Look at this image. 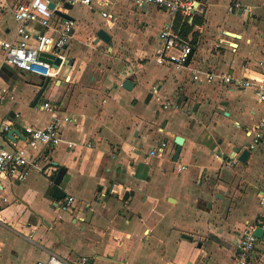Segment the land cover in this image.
<instances>
[{
    "label": "crops",
    "instance_id": "crops-1",
    "mask_svg": "<svg viewBox=\"0 0 264 264\" xmlns=\"http://www.w3.org/2000/svg\"><path fill=\"white\" fill-rule=\"evenodd\" d=\"M29 1L0 0V41L10 39L15 28L13 17L11 27L5 24L7 11L13 15L18 4ZM104 1L77 5L73 14L74 6L59 12L74 23L69 39L73 45L66 50L71 63L43 100L72 116V122L60 130L75 147L61 144L45 149L39 163L43 171L31 170L23 181L0 178L8 200L0 204L2 216L8 224L24 216L17 235L35 247L34 259L39 260L33 264L50 254L71 263L86 256L89 264H232L241 231L248 224L264 222V204L259 203L264 193V140L245 165L237 162V155L230 157L233 147L249 143L248 132L264 116V102L257 101L253 90L223 84L220 79L210 84L194 82L192 73L228 75L233 81L247 74L260 76L264 0H197L203 14L201 24L188 36L195 44L187 42L193 47L187 69L175 72L164 66L162 79L156 82H166V87L158 85L156 98L149 95L144 103L130 94L138 83L136 74L154 62L159 33L173 25L175 17L152 6L135 7L129 0H106L111 3L108 7ZM234 2L249 7L250 14L229 15L228 7ZM101 12L114 15L116 23L108 26ZM56 19L63 18L55 15ZM28 29L41 32L37 24ZM100 29L111 36V46L95 41ZM26 76L32 78L1 65L0 57V88L7 87L15 98L0 104V144L6 147H17L25 139L24 124L42 128L50 118L31 107L39 80L26 81ZM126 80L133 85L131 90L122 88ZM163 92L171 98L159 97ZM153 100L161 109L165 101L179 104L180 109L153 111L148 107ZM6 125L19 135L9 139V131L2 132ZM175 137L183 140L176 162ZM161 141L167 143L164 158H152L146 164V154ZM84 143L90 148L82 147ZM228 160H235V165L229 167ZM174 163L187 169L174 173ZM60 167L66 169L60 188L65 197L75 199L64 218L51 198ZM132 190L134 195L122 200ZM89 210L93 215L85 224ZM69 220L90 228L93 237L88 243L68 241ZM2 250L0 240V264H16L20 253L12 252L13 262L1 255ZM248 264H264V242L256 243Z\"/></svg>",
    "mask_w": 264,
    "mask_h": 264
},
{
    "label": "built area",
    "instance_id": "built-area-1",
    "mask_svg": "<svg viewBox=\"0 0 264 264\" xmlns=\"http://www.w3.org/2000/svg\"><path fill=\"white\" fill-rule=\"evenodd\" d=\"M94 0H30L27 3L18 4L13 11V19L15 28L10 39L0 41V57L1 65L11 68L15 71L30 75L37 80L49 79V84L60 80L65 68L69 66L70 61L66 54L67 43L71 38L73 30V22L65 19H56L54 12L65 11V4L72 6L79 5L89 7ZM135 7L152 6L172 14L181 15L184 20H192L203 14L197 0H129ZM107 7L110 2L104 1ZM53 4V9L49 5ZM251 12L249 7L243 6L238 2L229 5L227 13L232 16L241 14L249 15ZM101 17L107 22L108 26H113L117 19L109 12H101ZM30 24H37L41 32L33 33L28 29ZM219 43L215 47H219ZM193 53L187 41L181 38L172 30L171 26H166L159 33V48L155 53L154 62L159 66H171L177 71L187 69L186 62ZM43 54L52 56V59H44ZM59 60V64H55V60ZM66 81L69 77H64ZM215 79H220L223 84L241 87L243 89H251L254 91L258 102H264V70L260 76L246 75L241 81H233L228 75H217L207 71H195L192 73L194 82L212 83ZM13 93L7 88H0V104L3 102H13ZM163 110L180 109V105L170 101L161 104ZM40 112H46L50 118L48 123L38 128L29 124L22 126L25 139L17 147H6L0 144V178L25 180L31 170L36 169L43 171V167L39 166L43 158L45 149H53L61 144L66 145L68 149H73L75 144L66 141L62 137L61 126L71 123L72 116L60 113L55 106L49 101L41 99L35 106ZM9 131V126L3 127L2 132ZM249 143L244 146L248 151L254 152L259 144L264 140V116L259 118L255 127L248 132ZM82 147L90 148L89 143L82 144ZM167 143L161 141L156 148H152L145 156V163L148 164L149 159L156 158L161 161L166 152ZM235 160H228L227 165L233 167ZM185 165L174 163L173 170L181 172L186 170ZM8 200L3 193V186L0 183V204L6 203ZM75 199L72 196H66L60 201L55 202L58 212H68ZM259 203L264 204V193L260 196ZM259 220L258 223H262ZM0 225L7 226L8 222L3 218L0 211ZM258 225H247L238 236L235 253L232 264H248L251 254L255 250L257 238L254 236V229ZM29 239L32 236H28ZM35 264H89L86 256H80L75 262L71 263L57 254H50L44 261H38Z\"/></svg>",
    "mask_w": 264,
    "mask_h": 264
},
{
    "label": "rangeland",
    "instance_id": "rangeland-1",
    "mask_svg": "<svg viewBox=\"0 0 264 264\" xmlns=\"http://www.w3.org/2000/svg\"><path fill=\"white\" fill-rule=\"evenodd\" d=\"M77 8H78L77 5L74 6V9L71 10V14L75 13ZM12 17H13V15L7 11V13L4 16V19L6 21L5 24L7 26L11 27L13 25ZM95 18L99 19V11L98 10L95 14ZM71 44L73 45V41L68 40L67 47L69 46V49L71 47ZM68 67L69 66H67L66 69ZM144 68H145L144 72H140V73L136 74V78L138 79L137 80L138 83L136 85L135 90L130 92L131 95H133L137 100H140L143 103L146 101V99L148 98L149 95H153L152 96L153 99L156 98V93H157L156 87L158 85H162V89H164V87H166V85H167L166 82L165 83L164 82L163 83L162 82H156L157 79L158 80L162 79L160 71H161V69L164 68V66L156 65L155 62H153V63L145 64ZM171 69H173L175 72H179V71L175 70L173 67ZM24 79L26 81H28V80H34L35 78L34 77L30 78L29 76H26ZM153 91H156V92L154 93ZM162 91L163 90H161V92ZM159 95L160 94H158V96ZM163 96H166V94L164 92H163V95L161 94L159 97L163 98ZM166 97L171 98L170 95H167ZM148 107H150V109L153 111L154 110L155 111H157V110L163 111V109L160 108V104L155 100H153L148 105ZM170 171L172 172V166L170 168ZM174 173H176V171H174ZM14 193H15V196L17 197L16 191H14ZM14 199L15 198H13L12 200H14ZM101 204H102V202L100 203V205ZM97 208L100 212L101 209L99 208V206ZM49 213L54 214L52 211ZM62 213L63 214H60V216L62 215L64 218L67 215V212H65V213L62 212ZM9 214H10V212H8L7 217L9 219H11ZM65 220L66 219H64V221ZM23 222H25L24 216H17L16 218H13V220L11 221L10 224H8L9 227L0 226V240L3 244V250H2L1 255L4 258H6L8 261L15 262V260H12V252H18V253H20V256H19V260L16 262V264H33V262H35L36 260H39L38 258L34 259V255H35L34 248L35 247L30 242L25 241L24 239H22L20 236L17 235V233H19L21 231V229L19 228V224H21ZM69 222H70V220H69ZM71 223L72 222H70L69 224L67 223V226H66L68 229L67 234H69V237H70V239L68 241H70L72 243L79 242L80 244L88 243L87 240L89 239V237L90 236L93 237V234H92V231H90V228L83 229V227H85V224L81 223L80 221H77V224H71Z\"/></svg>",
    "mask_w": 264,
    "mask_h": 264
},
{
    "label": "water",
    "instance_id": "water-1",
    "mask_svg": "<svg viewBox=\"0 0 264 264\" xmlns=\"http://www.w3.org/2000/svg\"><path fill=\"white\" fill-rule=\"evenodd\" d=\"M53 7H54L53 4L49 5L50 9H53ZM64 7L66 10L72 9V5H69V4H65ZM54 14L62 17L65 20L73 21V19L70 16H68L66 13H59V12L55 11ZM95 41L96 42L102 41L103 43L107 44L108 46L112 45L111 36L103 29L98 30V32L96 33V40ZM192 54L189 56L188 61L185 64L186 66L189 64L191 57H192ZM42 57L44 59H52V56H49L46 54H43ZM55 64H59V60L56 59ZM50 86H54V85L49 84L48 78L45 80L39 81V83L37 84V87L39 90H38L37 94L35 95V98L32 101V104H31L32 108H34L40 102V100L43 99V96L45 95V93L47 92V90ZM122 88L125 90H131L133 88V85L128 80H126L123 82ZM149 99H150V96H148V98L146 99V102H148ZM13 134L17 135L18 132L16 130H11V131H9L7 137L9 139H11ZM174 143L176 145V150H175L174 155H173V161L176 162L178 160V157H179V153L181 150V145L183 143V140L180 137H175ZM234 155H237V162L239 164L245 165L247 160L250 158L251 152L248 151L243 146H241V147L236 146V147L232 148V154L230 155V157H233ZM53 165L56 166L57 164L53 163ZM65 173H66V169L63 167H60V168H58V170H57V172L53 178L51 198L55 201L62 200L65 197V193L60 188L61 183L63 181V178L65 176ZM106 194H108V192H106ZM133 195H134L133 190L132 191H126L124 193V196L122 197V200L126 201V200H128L129 197H132ZM207 206L211 207V204L208 203ZM92 215H93V211L89 210L87 215H86V218L83 220V222L85 224L89 223ZM253 234L257 238L258 241L264 242V229L262 227L257 226L254 229ZM182 237L186 240H189V241H192V239H193L191 236H188L185 234H183ZM197 247L199 248L200 244H198Z\"/></svg>",
    "mask_w": 264,
    "mask_h": 264
},
{
    "label": "trees",
    "instance_id": "trees-1",
    "mask_svg": "<svg viewBox=\"0 0 264 264\" xmlns=\"http://www.w3.org/2000/svg\"><path fill=\"white\" fill-rule=\"evenodd\" d=\"M201 24V18L200 16L193 18L191 22L184 20L181 15H176L173 21L172 30L176 32L181 38L186 40L191 46H194L195 41L194 38L192 40H188V36L190 32L193 30V28L196 25ZM259 227H264V222L258 223V221L255 223Z\"/></svg>",
    "mask_w": 264,
    "mask_h": 264
}]
</instances>
